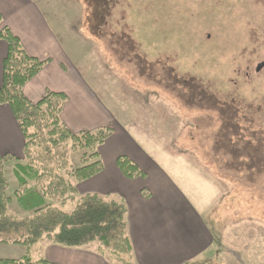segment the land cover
<instances>
[{"label":"rangeland","instance_id":"1","mask_svg":"<svg viewBox=\"0 0 264 264\" xmlns=\"http://www.w3.org/2000/svg\"><path fill=\"white\" fill-rule=\"evenodd\" d=\"M33 1L47 21H104L101 36L80 22L77 29L98 40L118 107L123 99L127 109L152 113L166 125V148L222 186L203 215L213 246L187 264H264V68L255 71L264 63V0ZM76 47V65L90 80V68L101 72V57ZM81 153L70 155L72 168L90 162ZM11 166L10 196L17 189ZM74 202L53 204L70 213ZM15 203L9 214L30 215ZM46 241L31 253H41Z\"/></svg>","mask_w":264,"mask_h":264},{"label":"crops","instance_id":"2","mask_svg":"<svg viewBox=\"0 0 264 264\" xmlns=\"http://www.w3.org/2000/svg\"><path fill=\"white\" fill-rule=\"evenodd\" d=\"M0 17L2 26L18 38L26 54L43 63L40 72L23 87L24 97L35 104L47 92L61 93L66 98L61 120L71 133L111 131L98 148L102 170L75 183V188L78 196L96 194L106 201L125 204L132 264H187L207 255L214 239L203 215L220 199L222 186L187 157L166 148L162 139L169 136L168 130L166 133V125L154 120L152 113L146 117V109H136L134 104L127 109L123 99L124 107H118L121 102L109 92L114 77L108 70L104 73L98 40L84 36L85 29H77L80 22L101 36L105 22L47 21L33 0H0ZM83 44L102 58L97 60L101 72L90 68V80L74 60L79 54L76 46ZM6 52V43L0 41V87ZM156 106L148 101L150 111ZM23 149L24 138L10 108L0 106V156L21 160ZM120 157L134 163L142 175L125 177L116 164ZM13 164L8 165L12 172ZM44 239L43 251L35 255L31 252L43 239L29 248L0 244V260L27 256L32 261L44 259L54 264H116L99 253L97 244L70 249Z\"/></svg>","mask_w":264,"mask_h":264},{"label":"trees","instance_id":"3","mask_svg":"<svg viewBox=\"0 0 264 264\" xmlns=\"http://www.w3.org/2000/svg\"><path fill=\"white\" fill-rule=\"evenodd\" d=\"M0 41L7 45L2 64L0 106L7 105L24 138L23 161L0 156V244L25 248L47 238L55 245L78 249L97 244L99 253L109 262L132 261V246L127 233V208L121 201H106L96 194L77 196L75 183L96 176L102 170L98 148L110 136L109 129L71 133L61 120L65 96L47 92L37 103L23 95V87L42 69L43 63L31 58L11 31L2 26ZM82 152L81 160L89 163L72 168L70 155ZM13 164L17 189L7 193L6 168ZM117 167L127 178L142 173L127 158L120 157ZM14 196V197H13ZM77 197V198H76ZM13 198L18 207L30 215L24 218L8 213ZM74 202L70 213L53 203ZM0 264H54L47 260H0ZM132 264V263H130Z\"/></svg>","mask_w":264,"mask_h":264},{"label":"water","instance_id":"4","mask_svg":"<svg viewBox=\"0 0 264 264\" xmlns=\"http://www.w3.org/2000/svg\"><path fill=\"white\" fill-rule=\"evenodd\" d=\"M264 68V63H260L256 66L255 71L260 72Z\"/></svg>","mask_w":264,"mask_h":264}]
</instances>
